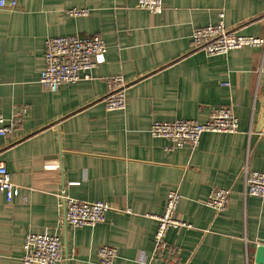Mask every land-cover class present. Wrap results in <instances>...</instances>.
Listing matches in <instances>:
<instances>
[{"label": "crops", "instance_id": "1", "mask_svg": "<svg viewBox=\"0 0 264 264\" xmlns=\"http://www.w3.org/2000/svg\"><path fill=\"white\" fill-rule=\"evenodd\" d=\"M0 8V114H27L0 139V159L13 184L0 193V264H22L26 234L58 237L63 264H97L102 247L114 264H253L264 244V198L245 193L244 170L264 171V49L227 55L196 51L193 30L216 26L264 36V0H163L154 15L137 0H6ZM86 10L70 17L68 10ZM222 16V17H220ZM98 36L106 54L91 80L52 92L39 83L48 38ZM125 83L122 111L107 112L106 80ZM231 107L237 134H203L195 149L166 151L151 138L154 122L207 121ZM213 188L229 190L219 216L204 205ZM64 193L109 206L105 221L72 228L62 220ZM180 195L177 217L154 257L153 237L169 192Z\"/></svg>", "mask_w": 264, "mask_h": 264}, {"label": "built area", "instance_id": "2", "mask_svg": "<svg viewBox=\"0 0 264 264\" xmlns=\"http://www.w3.org/2000/svg\"><path fill=\"white\" fill-rule=\"evenodd\" d=\"M15 9L16 2L0 0V8ZM137 8L158 15L164 11L163 0H137ZM70 17H83L86 10H68ZM222 17V16H220ZM191 42L194 50L208 56L227 55L243 48H263V37L241 36L234 30L225 28L222 22L216 26H207L193 30ZM107 46L98 36H68L48 38L44 42V69L39 83L55 92L61 86L73 85L80 81L91 80L92 72L97 68L101 58L106 54ZM108 93L104 98L107 112L122 111L126 103L125 83L120 77L106 80ZM27 110L16 108L12 115L5 118L0 114V139L14 134L22 123ZM239 124L231 107L212 109L204 123L192 120H176L173 122H154L148 129L151 138L166 140L170 146L166 151L190 147L195 149L203 134H237ZM1 151V144H0ZM245 193L249 197L264 198V171L244 170ZM13 184L5 164L0 159V193H4L7 203L11 202ZM230 191L213 188L204 205L216 216L225 211L230 199ZM63 202L62 220L72 228L94 227L105 221L109 206L104 202L84 203L69 196L64 191L60 194ZM180 195L176 191L168 193L161 215L155 216L157 223L153 237L154 257L161 256L167 249L165 238L170 230L190 228L177 217ZM22 264H63L64 251L58 237L46 234H26L22 244ZM117 250L102 247L97 251V264H114Z\"/></svg>", "mask_w": 264, "mask_h": 264}, {"label": "water", "instance_id": "3", "mask_svg": "<svg viewBox=\"0 0 264 264\" xmlns=\"http://www.w3.org/2000/svg\"><path fill=\"white\" fill-rule=\"evenodd\" d=\"M262 121L264 122V115L262 117ZM253 264H264V244L259 243L257 245L254 255Z\"/></svg>", "mask_w": 264, "mask_h": 264}]
</instances>
